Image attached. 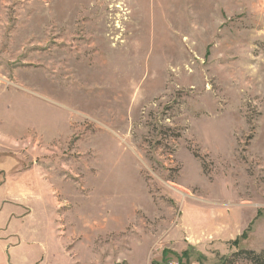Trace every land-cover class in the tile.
<instances>
[{"label":"rangeland","instance_id":"rangeland-1","mask_svg":"<svg viewBox=\"0 0 264 264\" xmlns=\"http://www.w3.org/2000/svg\"><path fill=\"white\" fill-rule=\"evenodd\" d=\"M0 168L45 264H250L264 0H0Z\"/></svg>","mask_w":264,"mask_h":264},{"label":"crops","instance_id":"crops-1","mask_svg":"<svg viewBox=\"0 0 264 264\" xmlns=\"http://www.w3.org/2000/svg\"><path fill=\"white\" fill-rule=\"evenodd\" d=\"M3 175H4V170H1L0 168V176ZM19 212L17 214H19ZM17 214L11 212L10 215H6V216L9 220H11ZM16 218L21 219L22 221L21 226L25 227L26 225L24 224V219L29 217L28 215H24V213L21 211V214L16 216ZM9 220L7 221V223L9 222L10 224ZM8 227L9 225H7L5 228H0V230H2L6 234L4 235L2 233L3 240H5L8 237L12 238L11 240L5 243L2 242V240H0V251L3 252V253L0 252L2 264H45L46 263L47 252L48 255L50 254V238H48L45 242L37 237H34V231H36L35 229H37V227L35 226H33L35 229L33 227L30 228L27 227L26 231L24 229L22 230L21 227H15L10 229H8ZM28 230L30 232H28ZM4 253L5 255H3Z\"/></svg>","mask_w":264,"mask_h":264},{"label":"trees","instance_id":"trees-1","mask_svg":"<svg viewBox=\"0 0 264 264\" xmlns=\"http://www.w3.org/2000/svg\"><path fill=\"white\" fill-rule=\"evenodd\" d=\"M232 256H237L239 259H243L250 264H264V250L253 251L240 249L233 253Z\"/></svg>","mask_w":264,"mask_h":264},{"label":"built area","instance_id":"built-area-1","mask_svg":"<svg viewBox=\"0 0 264 264\" xmlns=\"http://www.w3.org/2000/svg\"><path fill=\"white\" fill-rule=\"evenodd\" d=\"M168 264H178L177 262H174V261H172V262H168Z\"/></svg>","mask_w":264,"mask_h":264}]
</instances>
